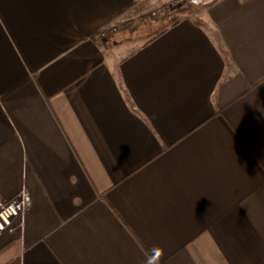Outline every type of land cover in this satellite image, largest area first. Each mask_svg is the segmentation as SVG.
<instances>
[{"label":"crops","instance_id":"obj_1","mask_svg":"<svg viewBox=\"0 0 264 264\" xmlns=\"http://www.w3.org/2000/svg\"><path fill=\"white\" fill-rule=\"evenodd\" d=\"M168 1L0 0V264H264V0Z\"/></svg>","mask_w":264,"mask_h":264},{"label":"built area","instance_id":"obj_2","mask_svg":"<svg viewBox=\"0 0 264 264\" xmlns=\"http://www.w3.org/2000/svg\"><path fill=\"white\" fill-rule=\"evenodd\" d=\"M190 0H170L169 6L180 7ZM31 192L23 187L13 198L0 200V237L4 233L22 232L25 225L26 212L31 205Z\"/></svg>","mask_w":264,"mask_h":264},{"label":"trees","instance_id":"obj_3","mask_svg":"<svg viewBox=\"0 0 264 264\" xmlns=\"http://www.w3.org/2000/svg\"><path fill=\"white\" fill-rule=\"evenodd\" d=\"M201 7V5H196L193 3L192 0L188 1L186 4L176 8V9H168L167 7H164L162 9V15L161 18L164 19L167 23L175 24L178 22L183 16L186 14L191 13L194 9ZM152 18V14L149 13L146 15ZM112 27H108V29H104L103 31L106 32L110 30ZM102 33V30L98 31V35Z\"/></svg>","mask_w":264,"mask_h":264},{"label":"rangeland","instance_id":"obj_4","mask_svg":"<svg viewBox=\"0 0 264 264\" xmlns=\"http://www.w3.org/2000/svg\"><path fill=\"white\" fill-rule=\"evenodd\" d=\"M170 1V0H169ZM169 1L168 2H165V3H163V5H161V6H159L158 7V9L157 10H154V11H152L151 12V14H152V18H151V20L150 21H155V22H157L156 23V25H158L159 24V28H160V24H161V26H163L164 25V23L163 22H166V21H164L162 18H160L161 16V14L160 13H162V9L164 8V7H167L168 9H176V8H178V7H171V6H169ZM155 25L153 24V25H151L150 27H151V29H149V30H153V27H154ZM125 28V26L124 25H119L118 26V28H117V30H123Z\"/></svg>","mask_w":264,"mask_h":264},{"label":"water","instance_id":"obj_5","mask_svg":"<svg viewBox=\"0 0 264 264\" xmlns=\"http://www.w3.org/2000/svg\"><path fill=\"white\" fill-rule=\"evenodd\" d=\"M196 5H207L213 2L214 0H192Z\"/></svg>","mask_w":264,"mask_h":264},{"label":"clouds","instance_id":"obj_6","mask_svg":"<svg viewBox=\"0 0 264 264\" xmlns=\"http://www.w3.org/2000/svg\"><path fill=\"white\" fill-rule=\"evenodd\" d=\"M156 255H157V256L162 255V249L157 248V249H156Z\"/></svg>","mask_w":264,"mask_h":264}]
</instances>
